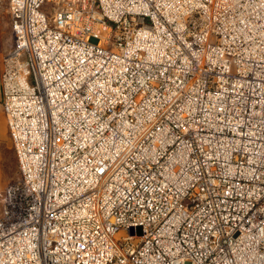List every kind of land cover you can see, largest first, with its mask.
Returning <instances> with one entry per match:
<instances>
[{
    "label": "built area",
    "instance_id": "2783aa9c",
    "mask_svg": "<svg viewBox=\"0 0 264 264\" xmlns=\"http://www.w3.org/2000/svg\"><path fill=\"white\" fill-rule=\"evenodd\" d=\"M8 2L0 264H264V0Z\"/></svg>",
    "mask_w": 264,
    "mask_h": 264
},
{
    "label": "rangeland",
    "instance_id": "374dc122",
    "mask_svg": "<svg viewBox=\"0 0 264 264\" xmlns=\"http://www.w3.org/2000/svg\"><path fill=\"white\" fill-rule=\"evenodd\" d=\"M48 6L47 4L44 10L50 14L51 8ZM14 43L9 2L8 0H0V197H2L6 185L15 181L19 174L16 154H14L13 150L9 149L12 143L9 136L6 114L2 108L4 59L14 48ZM114 44L115 41L111 43L110 47ZM26 58V54H23L22 60H26Z\"/></svg>",
    "mask_w": 264,
    "mask_h": 264
},
{
    "label": "bare ground",
    "instance_id": "6f19581e",
    "mask_svg": "<svg viewBox=\"0 0 264 264\" xmlns=\"http://www.w3.org/2000/svg\"><path fill=\"white\" fill-rule=\"evenodd\" d=\"M21 79H22V81H26V79L29 80L30 78L28 77V75L27 76L26 75H23L21 77ZM6 120H7V117H6Z\"/></svg>",
    "mask_w": 264,
    "mask_h": 264
},
{
    "label": "crops",
    "instance_id": "0c3cea01",
    "mask_svg": "<svg viewBox=\"0 0 264 264\" xmlns=\"http://www.w3.org/2000/svg\"><path fill=\"white\" fill-rule=\"evenodd\" d=\"M10 150H13V152H14V154H15V151H14V149L11 147V148H9Z\"/></svg>",
    "mask_w": 264,
    "mask_h": 264
}]
</instances>
